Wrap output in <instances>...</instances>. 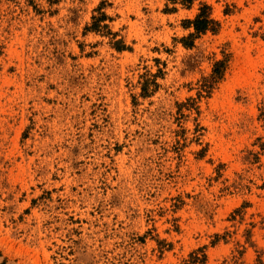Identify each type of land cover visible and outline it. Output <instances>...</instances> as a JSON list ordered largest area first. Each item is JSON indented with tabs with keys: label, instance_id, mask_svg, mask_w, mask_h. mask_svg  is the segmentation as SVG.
<instances>
[{
	"label": "rangeland",
	"instance_id": "rangeland-1",
	"mask_svg": "<svg viewBox=\"0 0 264 264\" xmlns=\"http://www.w3.org/2000/svg\"><path fill=\"white\" fill-rule=\"evenodd\" d=\"M0 264H264V0H0Z\"/></svg>",
	"mask_w": 264,
	"mask_h": 264
},
{
	"label": "trees",
	"instance_id": "trees-1",
	"mask_svg": "<svg viewBox=\"0 0 264 264\" xmlns=\"http://www.w3.org/2000/svg\"><path fill=\"white\" fill-rule=\"evenodd\" d=\"M102 17V19H105L104 17L106 16L103 14ZM99 21L100 19H97L95 21V23L93 24L94 27H99ZM184 25L185 27H191L193 30V32L189 34L186 39L182 40L183 45L187 47L193 45L192 38L194 36L196 37L207 31L215 33L219 28V23L211 17V8L206 4H202L199 7L198 12L193 17V19L184 20ZM115 45L117 50L124 49V46L123 44H121V41H115ZM225 63V59L214 62L209 77L203 79L202 87L205 91L208 92L212 85L222 77L223 72L225 70Z\"/></svg>",
	"mask_w": 264,
	"mask_h": 264
}]
</instances>
